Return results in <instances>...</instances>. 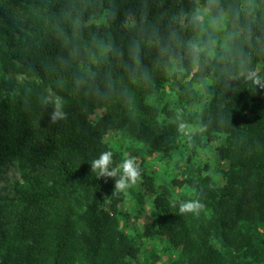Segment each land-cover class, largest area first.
Listing matches in <instances>:
<instances>
[{
	"label": "trees",
	"instance_id": "16d2710c",
	"mask_svg": "<svg viewBox=\"0 0 264 264\" xmlns=\"http://www.w3.org/2000/svg\"><path fill=\"white\" fill-rule=\"evenodd\" d=\"M206 2L0 0V183L9 164L21 178L0 188V264H264V90L239 75L264 78V0H219V31L192 21ZM97 41L112 51L94 63ZM105 150L141 181L112 194L91 172ZM189 198L199 215L172 207Z\"/></svg>",
	"mask_w": 264,
	"mask_h": 264
},
{
	"label": "clouds",
	"instance_id": "9594fccd",
	"mask_svg": "<svg viewBox=\"0 0 264 264\" xmlns=\"http://www.w3.org/2000/svg\"><path fill=\"white\" fill-rule=\"evenodd\" d=\"M219 10V0H207L206 4L203 6V11L197 10L193 13L192 21L193 23L200 27L201 31H204V21L205 16L207 17V26L213 31H219L222 27L224 16L220 14H214ZM66 16L72 17V25L74 31H78L82 26L81 13H73L69 11ZM215 41L209 39L205 42L204 48H209ZM96 51H90L88 55L94 63H99L100 61L106 59L110 52L112 51V46L110 44L104 43L103 41H97L95 44ZM138 51V46H134ZM200 45H193L192 47V58L194 61L198 60L200 54ZM77 51L74 49L72 55H77ZM136 62H139L138 56L135 57ZM89 77H94V73L91 71V67L87 69ZM239 75L242 76L251 84L256 86L259 90H264V78H262L254 69L247 68L242 65ZM82 79L80 77L75 78L74 83L79 86L82 84ZM57 86L62 87L63 82L57 81ZM40 102L44 106H51L52 111L49 114V119L51 124H55L59 121L67 119V113L65 111V101L62 96L56 94L55 92H48V94L40 97ZM185 125L181 123L179 125V130L183 131ZM91 172L95 174L97 178H114V189L112 194L123 193L128 190L131 186L138 184L142 179V170L137 162L136 157L126 156L121 163L116 167L113 165V151L105 150L102 151L97 158H94L90 162ZM119 173V174H118ZM179 206V213L186 214L192 213L194 215H199V213L204 209L205 205L200 199L189 198L187 200H173L172 207Z\"/></svg>",
	"mask_w": 264,
	"mask_h": 264
},
{
	"label": "rangeland",
	"instance_id": "374dc122",
	"mask_svg": "<svg viewBox=\"0 0 264 264\" xmlns=\"http://www.w3.org/2000/svg\"><path fill=\"white\" fill-rule=\"evenodd\" d=\"M225 22V18L223 23ZM223 28V24L220 30H222ZM20 79H22L23 77L20 76ZM53 92V91H51ZM207 154L210 156V158H213V152L212 151H208ZM148 163L150 165V168H154L155 170H157L158 172H161L162 175L167 178L168 180H171V177L175 176L176 173H173V175L167 174L166 172V167L163 161H161L157 156H151L148 158ZM212 168H215V163L212 164ZM177 170V169H176ZM216 179H219V176L217 174H215ZM20 173L19 170L17 168V166L13 165V164H9L5 169L4 172L1 175V183H0V188L2 185V188L4 189V191H9L12 187H13V182L20 180ZM178 190V189H177ZM133 206V200L128 197V199H126L124 201V207L126 209H129ZM135 220V219H134ZM128 228V227H127ZM177 256V252L175 251H170L167 252L163 255V261H169L170 259H173Z\"/></svg>",
	"mask_w": 264,
	"mask_h": 264
}]
</instances>
